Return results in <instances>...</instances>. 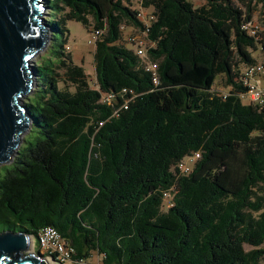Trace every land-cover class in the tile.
<instances>
[{"label": "trees", "instance_id": "obj_1", "mask_svg": "<svg viewBox=\"0 0 264 264\" xmlns=\"http://www.w3.org/2000/svg\"><path fill=\"white\" fill-rule=\"evenodd\" d=\"M46 1L50 42L25 102L34 142L0 165V232L38 244L52 227L73 264H261L264 103L242 102L240 72L264 53V30L244 28L254 6L264 23V0H137L154 16L156 85L123 38L145 30L131 0ZM68 21L100 32L95 88L65 51Z\"/></svg>", "mask_w": 264, "mask_h": 264}, {"label": "water", "instance_id": "obj_2", "mask_svg": "<svg viewBox=\"0 0 264 264\" xmlns=\"http://www.w3.org/2000/svg\"><path fill=\"white\" fill-rule=\"evenodd\" d=\"M44 1L0 0V165L9 162L30 128V115L20 101L35 83L32 58L50 42ZM32 242L30 234L0 232V264H48L34 253L21 256Z\"/></svg>", "mask_w": 264, "mask_h": 264}, {"label": "built area", "instance_id": "obj_3", "mask_svg": "<svg viewBox=\"0 0 264 264\" xmlns=\"http://www.w3.org/2000/svg\"><path fill=\"white\" fill-rule=\"evenodd\" d=\"M136 11V17L139 22L145 27L144 31H139L134 29L130 35L126 38L128 46H130L136 53V55L145 62V70L152 73L153 84H157L158 79L156 76V64L149 61L147 57V50L150 47L149 42L146 40L147 28L149 27L154 16L151 11L144 9L140 4L134 9ZM257 24L252 19L250 22L244 25V28L249 31L250 34H255V29ZM100 32L94 30L90 34V39L88 40L89 45H93L97 40ZM240 82L246 88L244 94L241 98H247L249 103L261 105L264 103V61L245 67L240 72ZM113 99L112 95H104L102 97V102L109 103ZM124 108H126L124 106ZM199 157L198 153L193 154L185 158L182 162L178 164V169L182 173H189L192 165L195 163ZM164 198H168L165 194ZM37 242L41 251L52 256L56 254V258L60 264H73L69 258L73 253V250L66 245L62 240L60 235L52 227H45L40 230L37 236ZM80 263H82L80 261Z\"/></svg>", "mask_w": 264, "mask_h": 264}, {"label": "rangeland", "instance_id": "obj_4", "mask_svg": "<svg viewBox=\"0 0 264 264\" xmlns=\"http://www.w3.org/2000/svg\"><path fill=\"white\" fill-rule=\"evenodd\" d=\"M192 3L195 6H199L204 4V0H191ZM45 5H47V1H44ZM131 7L132 9H135L137 7V0H131ZM48 14H51L50 17L54 16V12L46 8L45 14L43 17L45 18L46 16H49ZM253 20L257 24V26L264 30V23L261 21V15H260V9L259 7L254 6L253 10ZM66 28L68 30V35H67V42L65 45V51L69 52L72 56V61L74 64L81 66L86 75L88 76V81L90 83V86L92 88L96 87L95 83V67L93 63V50L94 46L88 44V40L90 39V31L93 30V27L91 26L89 30L87 31L80 23H77L75 21H68L66 24ZM131 33L130 29H124L123 30V38L127 37L128 34ZM48 46V45H47ZM46 46V47H47ZM43 54V51L38 53L36 56L32 58V64L35 63V61L39 60L41 55ZM252 56L256 59L257 63H260L264 59V53L261 50H257L256 52H252ZM35 88V83L32 87V90ZM31 90V91H32ZM214 90L218 91H225L223 88V79L219 77L216 79L215 84H214ZM32 96V93L26 94L20 101L21 104H24L25 102H28V98ZM242 102L247 104L249 103V100L247 98H242ZM25 145H29L34 142V133H29L26 132L22 136ZM22 138H21V143H22ZM20 143V144H21ZM32 247L29 248L27 251L22 252L21 256H28L31 255L32 253L35 254V256H40L47 258L54 264H58L57 262L53 261L45 252L41 251L39 249V252L36 251L38 248V244L36 243L35 238L33 237V242H32ZM246 251L250 250L251 248L249 246L244 247ZM264 249V245L262 246ZM90 262L93 264H99V259L95 254H93L92 258L90 259ZM261 264H264V259L261 261Z\"/></svg>", "mask_w": 264, "mask_h": 264}, {"label": "bare ground", "instance_id": "obj_5", "mask_svg": "<svg viewBox=\"0 0 264 264\" xmlns=\"http://www.w3.org/2000/svg\"><path fill=\"white\" fill-rule=\"evenodd\" d=\"M31 248V247H30ZM48 264H54L53 262H51L50 260H47Z\"/></svg>", "mask_w": 264, "mask_h": 264}]
</instances>
